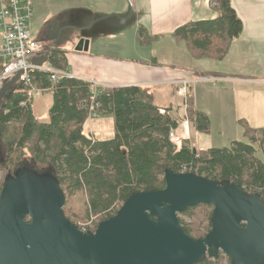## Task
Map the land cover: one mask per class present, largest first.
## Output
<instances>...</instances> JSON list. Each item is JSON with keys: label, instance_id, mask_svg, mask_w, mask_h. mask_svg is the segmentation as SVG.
<instances>
[{"label": "trees", "instance_id": "1", "mask_svg": "<svg viewBox=\"0 0 264 264\" xmlns=\"http://www.w3.org/2000/svg\"><path fill=\"white\" fill-rule=\"evenodd\" d=\"M216 2L219 11L216 18L186 23L174 32L173 36L184 41L195 57L223 59L243 31V21L232 1ZM139 34L143 43L151 39L142 29ZM64 53L53 50L49 64L67 69ZM32 74L37 87L53 92L50 119L38 120L31 108L34 99L29 100L22 86L17 85L0 108V140L6 147V151L0 147V161H13L15 157L29 154L35 168L47 167L53 171L66 195L64 212L80 228L78 217L91 219L88 230H95L133 192L163 189L166 168L195 172L216 180L229 179L264 199V127L249 126L241 119L244 140L204 152L192 146L190 139H184L179 148L169 135L180 131L181 118L176 119L170 108L163 113L154 103L149 88L138 85L97 88L98 95L92 102L95 85L90 81L63 77L53 83L48 72L35 70ZM24 100L28 101L22 106ZM93 112L114 115L112 138L98 140L83 132ZM187 115L198 131L210 132L207 114L188 109ZM197 211L185 210L181 214L189 215L190 222L182 218L180 221L188 234L201 238L211 229L212 211L199 224L195 220ZM226 259L231 264L229 257ZM197 264L226 263L220 255L204 258Z\"/></svg>", "mask_w": 264, "mask_h": 264}, {"label": "water", "instance_id": "2", "mask_svg": "<svg viewBox=\"0 0 264 264\" xmlns=\"http://www.w3.org/2000/svg\"><path fill=\"white\" fill-rule=\"evenodd\" d=\"M133 13L130 7L109 18L120 17L126 25ZM95 22L80 28L76 51L89 50ZM49 53L33 57L32 64L43 66ZM22 73L0 88V108ZM164 177L163 189L133 192L113 216L84 231L64 212L66 195L53 171L25 168L7 175L0 195V264H197L221 252L231 264H264L259 193L195 172L166 168ZM201 204L213 206L212 225L196 238L187 233L180 214Z\"/></svg>", "mask_w": 264, "mask_h": 264}, {"label": "crops", "instance_id": "3", "mask_svg": "<svg viewBox=\"0 0 264 264\" xmlns=\"http://www.w3.org/2000/svg\"><path fill=\"white\" fill-rule=\"evenodd\" d=\"M231 1L243 31L223 59L195 57L184 41L173 36L186 23L216 18V0H135L126 25L120 17L109 18L126 13L130 8L126 0H33L32 18L44 22L39 37L31 36L52 53L59 50L55 45L65 39L66 30H79L78 37L80 28L94 19L89 51L65 52V70L98 90L130 85L149 88L160 109L170 108L172 114L180 115L182 126L177 133L184 139L200 133L183 115L185 109L207 114L211 132L216 120L222 124V134H232L241 119L252 127H264V0ZM141 29L151 37L147 43L139 37ZM178 79L192 80L186 98L171 83ZM100 116L88 117L83 132L104 136Z\"/></svg>", "mask_w": 264, "mask_h": 264}, {"label": "built area", "instance_id": "4", "mask_svg": "<svg viewBox=\"0 0 264 264\" xmlns=\"http://www.w3.org/2000/svg\"><path fill=\"white\" fill-rule=\"evenodd\" d=\"M126 2L130 7L135 5V0H126ZM33 14V0H0V88L5 81L10 80L17 73L23 71L17 81L18 85H21L30 97L35 98L44 92L42 88L37 87L32 81V72L35 70L50 73L49 80L53 83L58 82L63 77H68L69 79L78 77L70 69L55 68L49 63H45L43 66L32 64L33 57L50 52L43 43L35 41L31 36L28 22L33 17ZM171 83L177 86V93L186 98L192 80L178 79L171 81ZM96 89L91 97L92 102L95 101L98 95ZM27 101H22V106ZM161 111L165 112L164 109H161ZM92 116L98 117L95 112L92 113ZM169 137L172 142H175L181 148V141L184 139L183 135L172 131ZM89 224L82 225L81 229L88 231Z\"/></svg>", "mask_w": 264, "mask_h": 264}, {"label": "rangeland", "instance_id": "5", "mask_svg": "<svg viewBox=\"0 0 264 264\" xmlns=\"http://www.w3.org/2000/svg\"><path fill=\"white\" fill-rule=\"evenodd\" d=\"M44 21H41L39 18L37 19L36 17L30 19V21L28 22L29 24V29L32 33V36H35V38L39 37V27H41V23ZM79 33V30L75 31V33L72 36V39H69L68 36L65 39L64 37H62L58 43H56L55 47H57L59 50L61 49L64 50V52H69L72 51L71 54H76L74 51L76 48V44H77V34ZM104 51H107L106 49H103ZM89 51V50H88ZM65 53V54H66ZM52 91L51 90H44L43 93H41V96H36L34 98V103L31 106V108H33L34 110V114L36 115V117L38 118L39 121H49L50 119V106L52 105ZM32 97L29 96V100H31ZM188 110L186 111L185 109V117L188 119ZM113 115H109V114H104L101 115L100 118L102 121H104V125L106 127V133L104 136H97L98 139H105V138H111L115 135V131H113V129L115 128V121L114 118L112 117ZM221 122H216V120H214L213 122V131L211 132H200L198 133V135H196L193 139H191V145L195 146L197 148V150L199 151H204L209 149V148H216V147H225V146H230L232 144L233 141L235 140H244V126H239L237 125V130L235 132H233L232 134H229L230 132H224L223 134L221 133V131L219 130L220 126H221ZM249 125V124H248ZM90 126L89 122L86 124V130H88V127ZM251 126V125H249ZM186 139V138H185ZM184 140V139H183ZM0 147L1 149H5V145L3 144V141L0 140ZM6 151V149H5ZM16 160L13 161H7L10 162L11 165H13L14 163H19V162H23V161H29L30 163H33L32 157L29 154H24L21 155L19 157H15ZM4 161V160H2ZM6 162V161H5ZM47 168V167H46ZM1 174V173H0ZM1 179V178H0ZM80 198V201H82V198ZM79 205L81 208H83V205L81 202H79ZM191 209H195L196 211H199V214L197 216L196 223L199 224V222L201 221L202 218H204L207 214H209L211 211L213 212V206L212 208L206 206V205H199L196 206L194 208ZM197 211V212H198ZM71 212V211H70ZM73 214V212H72ZM75 217V216H74ZM76 218V217H75ZM95 218V217H94ZM180 218H182L183 220L190 222V217L187 214H180ZM78 221L80 222V225H84V224H89L92 223L91 219H82V218H77ZM202 231H205V228H202ZM221 255L224 256L225 259V263L227 264V257H229L227 254L221 252Z\"/></svg>", "mask_w": 264, "mask_h": 264}, {"label": "flooded vegetation", "instance_id": "6", "mask_svg": "<svg viewBox=\"0 0 264 264\" xmlns=\"http://www.w3.org/2000/svg\"><path fill=\"white\" fill-rule=\"evenodd\" d=\"M76 23V22H75ZM71 31H76L74 28H71L69 31L66 30L65 36L67 38V36L69 37L70 34H72L73 32ZM46 36V34H44ZM30 169L36 171L37 173H42V172H47L49 169L46 167H42L41 169L39 168H35L33 163H30L29 161H23V162H19V163H14L13 165H11L10 162H5V161H0V195L3 192V187L5 185V180L7 178V175H14V173H16V171H18L19 169ZM30 219V216H27V220Z\"/></svg>", "mask_w": 264, "mask_h": 264}]
</instances>
